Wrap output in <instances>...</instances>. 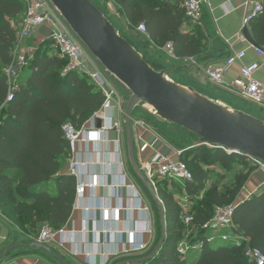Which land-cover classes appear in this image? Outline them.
<instances>
[{"label":"trees","instance_id":"1","mask_svg":"<svg viewBox=\"0 0 264 264\" xmlns=\"http://www.w3.org/2000/svg\"><path fill=\"white\" fill-rule=\"evenodd\" d=\"M90 1L95 5V0ZM110 1L134 29L140 24L145 26L147 35L143 37L147 45L150 43L163 48L170 44L173 56L179 61L198 62L202 56H206L207 40L212 36L211 32L205 27L203 18V27L193 26L186 30L190 22L178 0ZM24 11L25 5L21 0H0V212L27 235L32 243L44 226L54 231L61 230L75 202V179L61 174L68 159V147L62 128L66 123L76 128L83 126L100 110L104 98L86 76L65 72L66 60L57 55H47L46 47L54 44L52 38L48 37L25 65L30 71L29 78L25 82L19 78L18 89L12 93V100L6 101L10 87L5 70L14 64L13 51L17 41L14 25L20 21ZM250 24L253 39L262 48L264 0L262 12ZM123 38L141 56L137 47ZM141 58L156 70L143 56ZM187 156L196 163L204 160L207 164L215 162L223 167L231 166L234 160L240 165L251 163L245 156L227 155L219 149H208L205 146H191L182 150L179 159L191 172L192 180L183 186L169 184L167 181L156 183L154 189L165 214L166 241L157 256L145 264H253L248 261L242 249L230 243L217 240L212 245L206 244L205 239L211 232L203 228L217 207L228 206L240 192L250 172L241 177L231 197L223 196L215 188L208 190L198 207H190L192 221L187 226L182 222V209L174 199L173 192H180L190 202L204 191L207 180L206 173L200 167L191 169L185 162ZM11 170L20 171L21 176L16 180L5 173ZM131 172L150 200L154 216L155 238L146 253L148 255L161 235L158 211L132 169ZM51 181L55 183L53 193L48 192ZM233 224L248 239L251 247L264 254V192L254 194L236 206ZM186 226L197 230V233L194 239H186L191 248L183 259L177 252V245L184 239L183 229ZM199 242L203 243L202 250L192 249Z\"/></svg>","mask_w":264,"mask_h":264},{"label":"crops","instance_id":"2","mask_svg":"<svg viewBox=\"0 0 264 264\" xmlns=\"http://www.w3.org/2000/svg\"><path fill=\"white\" fill-rule=\"evenodd\" d=\"M246 1L204 0L202 5L203 23L212 35L207 40V54L202 56L198 62L176 59L181 62V65L174 71H187L198 83L208 82L204 75L206 67L244 50L245 57L242 64L258 60L261 67L256 73V77L264 79V57L257 59L250 49V44L243 36L242 17L246 11ZM94 3L111 24V19L105 14V11L118 15L121 22L126 27L129 26L112 1L95 0ZM112 25L114 26V24ZM247 30L253 39L251 24ZM49 36L50 30L43 27L29 40L22 42L25 45L22 48L32 47L35 52ZM47 47V55L56 57V52L48 53V48L53 49L54 45ZM262 48L264 49V46ZM239 66L240 64H235L226 75V85L236 78ZM100 70L105 73L104 69ZM29 76L30 71L24 66L20 75L21 82H25ZM90 84L92 83L90 82ZM123 88L125 87L123 86ZM221 89L227 91L224 88ZM119 90L118 88L117 92ZM118 94L122 98L123 108H126L130 93L125 88V93L119 91ZM141 106L146 109L145 105ZM136 112L137 115L141 113L149 115L150 111L144 112L137 107ZM113 114L117 116L115 111ZM150 116L153 117V114ZM119 118L122 122V116ZM90 119L86 122L87 125ZM131 126L136 156L140 152L142 143H151L154 134L157 133L145 120L134 115ZM123 131L122 129L109 131L105 135L104 141L96 140L93 143L79 144L78 159L83 165L82 181L93 184V188L86 190L82 198H75L71 215L61 228L62 234L58 236L54 244L48 245L70 264H113L118 261L138 259L146 255L154 241L155 228L151 203L136 182L128 157L127 159L124 157ZM143 154L147 157L152 153L150 150H146ZM67 165L68 161L65 162L61 174H66ZM5 173L16 180L21 176L20 171L11 170ZM261 188L262 192L260 193H263L264 174L256 169L245 183L241 203L256 194L257 190ZM54 191L55 183L51 181L48 192L53 193ZM30 241L31 239L27 235L20 232L0 212V264H60L51 255L41 250L18 247L7 251L13 244H30ZM59 242L62 243V247L59 246ZM141 244L144 245V249L136 251L135 249Z\"/></svg>","mask_w":264,"mask_h":264},{"label":"built area","instance_id":"3","mask_svg":"<svg viewBox=\"0 0 264 264\" xmlns=\"http://www.w3.org/2000/svg\"><path fill=\"white\" fill-rule=\"evenodd\" d=\"M25 5V11L20 21L14 25L16 30L17 41L13 51L14 64L5 70V75L10 87V92L6 101H11L13 92L18 89L14 82L19 69L24 67L34 54V48H20L19 44L29 40L41 28L47 27L50 30V38L57 56L66 60L65 72H75L80 76H86L95 89H97L104 98L100 110L95 113L90 122L80 128H76L71 123H66L63 130V137L68 147V165L66 175L75 179L76 197L82 198L86 190L93 188V184L82 181V167L78 159V147L80 143H93L104 141L109 131L122 128V122L119 116L123 115V102L117 90L112 86L104 73L99 69L97 61L87 52L82 43L69 29L63 19L55 12L48 0H21ZM263 0H247L245 3L246 11L242 17V29H246L250 23L262 12ZM180 7L183 9L185 16L188 18L190 25H186L188 30L193 26L203 27L202 5L204 0H178ZM136 31L142 36H146V29L143 24L137 26ZM257 59L264 57V51L250 45ZM165 53L173 59L172 46L167 44L163 47ZM245 57V51H239L225 58L219 63L208 66L204 69V75L212 85L224 88L227 91L236 93L245 102L264 107V79L256 77V73L261 67V63L256 60L248 64H242ZM240 64L236 78L226 85L225 77L231 71L235 64ZM105 71V70H104ZM106 72V71H105ZM116 112L115 116L113 112ZM153 113V111H152ZM100 122V128L95 129V122ZM208 149H215L211 145H204ZM150 150L151 155L145 156L143 153ZM227 155L230 152L224 148L219 149ZM182 150H174L161 137L154 134L151 143H142L140 152L136 154V162L139 170L145 179L155 187L156 183L167 181L169 184L174 181H182L183 184L192 180V174L186 164L179 158ZM248 158V157H247ZM253 166L264 174V162L248 158ZM239 203L217 207L211 220L203 226L204 229L210 230L207 236L206 244L212 245L218 240L221 243H230L235 248L243 250L248 261L253 264H264V254L257 248L249 245L248 239L238 232L233 224V213ZM182 213L181 219L185 225L192 221L189 215L190 206L188 198L183 197V203H179ZM62 230L54 231L47 226L41 228L35 242L51 245L54 244ZM62 247V243L59 242ZM191 247L186 240H182L177 245V252L181 258H186L187 252ZM203 243L199 242L192 246V249L201 251ZM144 249V245H139L135 250Z\"/></svg>","mask_w":264,"mask_h":264},{"label":"water","instance_id":"4","mask_svg":"<svg viewBox=\"0 0 264 264\" xmlns=\"http://www.w3.org/2000/svg\"><path fill=\"white\" fill-rule=\"evenodd\" d=\"M48 2L87 52L130 93L123 113L128 162L134 175L156 205L161 235L157 245L148 255L116 264H145L157 256L163 247L166 241V225L162 203L136 162L131 126L136 108L145 105L153 111L155 119L171 123L195 135L198 141L193 146L208 144L215 149L224 148L230 154L261 162H264V121L219 105L190 86L169 81L167 74L175 71L152 69L90 0ZM243 36L250 45L262 49L251 38L247 28L243 30ZM185 91L193 93V96ZM96 128H100L99 121ZM18 247L41 250L60 264H70L52 248L38 242L13 244L7 251Z\"/></svg>","mask_w":264,"mask_h":264},{"label":"rangeland","instance_id":"5","mask_svg":"<svg viewBox=\"0 0 264 264\" xmlns=\"http://www.w3.org/2000/svg\"><path fill=\"white\" fill-rule=\"evenodd\" d=\"M105 14L109 17V19H111L112 24H114L115 26L114 27L115 30L121 36L130 40L137 47L141 56H143V58L156 70H165V71L175 70L178 66L181 65V62L177 61L176 59H173L170 55L165 53L163 48L154 44L149 43L147 45L146 43H144L145 38L142 35H140L136 31V29H134L132 26L129 25L126 27L125 24L121 22V19L118 17V15L110 14L106 11ZM23 46H25L23 43L19 44L20 48H22ZM15 49L16 48L14 47V50ZM48 49H49L48 53L56 52L54 48L53 49L48 48ZM98 66L100 69H103L99 64ZM23 68L24 67L18 70L14 82L17 83V80L20 78ZM104 75L116 90L119 88L120 93H125V88H123V86L115 78H113L107 72H105ZM166 78L173 83L195 88L198 92H200L201 94H203L204 96H206L207 98H209L210 100H212L213 102L219 105L234 110L244 111L248 114H251L253 117L257 119L264 121V107L247 103L236 93L225 91L219 87L212 85L211 83L195 82L192 79L190 73L187 71L183 72L177 70L175 73L168 74ZM138 107L142 109L144 112L150 111L148 112L149 115L145 113H141L140 115H137L138 113L136 112V110L134 111L133 115L135 117L137 116V118L145 120L146 123L149 124L150 127L158 134V136L161 137L169 146H171L172 149L184 150L193 146L198 141V138L195 135L188 133L187 131L181 129L180 127L168 122H162L160 120L155 119L154 117H151L150 115L153 113L149 107L145 106L146 109L145 108L143 109L141 105H139ZM124 111L125 108L123 109V112ZM123 118L124 117L122 115V128H123ZM123 153H124V157L127 159L126 140H125L124 131H123ZM190 159H191L190 156L184 158L185 162H187L190 165L191 169H194L195 167H200L207 175L204 191L198 197L193 198L192 201L190 202L188 201V205L190 207H192L193 205L195 207H198L199 204H201V201L205 196V193L211 188L217 189V191L223 196L225 195L226 197H231V193L237 189L241 177L247 175V173L249 172L251 174L253 171L256 170V168L251 163L240 165L237 162V160H234L231 166L223 167L222 165H220V163L213 162L211 164H207L204 160L196 163L194 161H190ZM174 182L175 184L180 186L184 185L182 181L177 180ZM244 186L240 189V192L234 198H232L231 202L228 203L229 205L236 204L242 201ZM260 192H262V188L258 189L256 194ZM173 196L178 204L183 203L184 195L180 194V192L178 191L173 192ZM187 226L183 229V235H184L183 238L185 240L187 239V241H190L194 239L197 230H193L192 228H189Z\"/></svg>","mask_w":264,"mask_h":264},{"label":"bare ground","instance_id":"6","mask_svg":"<svg viewBox=\"0 0 264 264\" xmlns=\"http://www.w3.org/2000/svg\"><path fill=\"white\" fill-rule=\"evenodd\" d=\"M185 93H187V94L193 96V93H191V92L185 91Z\"/></svg>","mask_w":264,"mask_h":264}]
</instances>
